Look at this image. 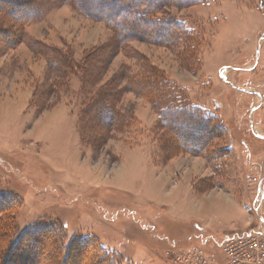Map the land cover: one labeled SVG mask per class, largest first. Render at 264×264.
<instances>
[{"label":"rangeland","instance_id":"374dc122","mask_svg":"<svg viewBox=\"0 0 264 264\" xmlns=\"http://www.w3.org/2000/svg\"><path fill=\"white\" fill-rule=\"evenodd\" d=\"M260 3L205 0L187 8L168 6L157 17L181 20L190 33L169 48L134 40L115 49L110 26L80 13L72 1L48 4L43 19L25 27V38L15 48L0 35V100L30 87L34 88L30 119L63 101L77 118L86 98L106 89L118 92L114 102L123 116L111 132L101 136L86 132L84 143L77 130L84 158L75 157L69 183H62L36 161L0 152V193L16 194L23 203L16 214L18 232L39 221H58L68 240L94 236L122 264H193L197 250L203 251L208 264H224L225 237L202 236L194 221L222 219L242 227L247 211L215 208L218 219L188 210L186 223L147 200L176 204L183 212L189 198L186 173L210 174L208 166L213 175L196 183V192L224 187L250 208L249 231L264 225V10ZM7 24L0 12V30H8ZM14 31L9 30L8 37ZM62 58L83 67L70 71L60 65ZM155 77L165 78L170 83L165 86L186 103L216 116L225 130L212 147L224 158L209 162L200 155L176 152L167 161L157 159L171 136L160 127L161 105L155 96L149 97L145 84ZM141 104L156 116L152 127L143 126L136 116ZM97 136L102 138L98 142L93 140ZM136 147L150 149L155 166L174 161L184 173L161 174L134 157L115 170ZM255 238L264 245L262 238Z\"/></svg>","mask_w":264,"mask_h":264},{"label":"trees","instance_id":"16d2710c","mask_svg":"<svg viewBox=\"0 0 264 264\" xmlns=\"http://www.w3.org/2000/svg\"><path fill=\"white\" fill-rule=\"evenodd\" d=\"M54 1V2H52ZM72 1L80 13L96 21L104 22L114 32V48L138 40L163 47H175L183 38L190 36L185 22L162 19L157 15L168 6L187 8L204 4L205 0H0V12L8 20V30H0L6 45L15 48L25 38V27L41 20L50 4ZM264 10V0H260ZM49 4V5H50ZM3 29V28H2ZM14 36H9V30ZM10 35V34H9ZM0 37V44H2ZM8 37V38H7ZM39 45L33 44L32 48ZM49 49V48H48ZM52 51L54 49L51 48ZM54 68L55 63H49ZM62 67L73 71L76 65L67 58L60 61ZM165 78L146 81L149 97L155 96L161 107L158 111L160 127L170 134L162 145L157 159L167 161L176 152L200 155L207 161H218L225 156L213 149V143L224 135L225 128L215 115L202 107L186 103L183 97L171 92ZM174 91V90H173ZM118 92L100 89L87 103L81 105L77 116V130L82 133L99 132L100 136L120 125L122 114L116 109L114 98ZM85 95V94H84ZM154 109L158 110L152 100ZM41 111L38 113V116ZM95 133V132H94ZM84 134V138H83ZM98 134V133H97ZM93 140L98 142L102 138ZM20 197L13 193H0V264H122L118 255L101 246L94 236L67 238L65 227L58 221H39L22 231L17 230L16 214L22 207ZM45 260V262H44Z\"/></svg>","mask_w":264,"mask_h":264},{"label":"crops","instance_id":"0c3cea01","mask_svg":"<svg viewBox=\"0 0 264 264\" xmlns=\"http://www.w3.org/2000/svg\"><path fill=\"white\" fill-rule=\"evenodd\" d=\"M45 67L46 63L44 62L42 69ZM33 95L34 88L29 87L13 97L0 100V152L11 156L19 154V157L25 161H36L59 176L62 183H69V179L74 175L75 157L78 156L81 161L84 158L77 131L76 115L73 113L72 106L67 101H63L37 118L30 119L29 107ZM136 116L143 126L148 128L152 127L156 121L154 112L147 105L141 104L137 108ZM147 149L141 147L131 149L126 155L127 159L118 163L115 170L124 165L127 166L130 158L134 157V159L140 158L148 167L160 171L161 174L184 173L177 168L174 161L162 168L155 166L152 156H150V149ZM205 169L210 174H203L202 171L186 173L189 198L186 200V208H183V212L176 209V204L169 202L153 200H147V202L150 201L151 204H155L161 209L166 208L169 210L170 217L186 223L190 220L189 214L187 215L188 210H194V213L197 211L196 216L198 214V216L210 218L215 215L218 219L219 216L216 214L218 211L215 208L220 211L221 208H228L230 211H247V219L242 227H239L236 221L228 223L222 219H219L218 222L212 219V222L208 223L196 220L193 226L200 229L198 231L202 236L216 233L226 237L249 231L252 222L248 212L250 208L242 204L231 191L222 187L216 192L213 190H210L209 193L196 192V183L213 175L210 167L205 166ZM94 181L98 184H106L102 183L100 178H95ZM65 183L64 185H66ZM108 186L112 187L113 184Z\"/></svg>","mask_w":264,"mask_h":264},{"label":"built area","instance_id":"2783aa9c","mask_svg":"<svg viewBox=\"0 0 264 264\" xmlns=\"http://www.w3.org/2000/svg\"><path fill=\"white\" fill-rule=\"evenodd\" d=\"M255 237L264 240V225H259L257 230L226 236L222 244L226 258L224 264H264V245ZM196 256L191 263L208 264L202 250H197Z\"/></svg>","mask_w":264,"mask_h":264}]
</instances>
